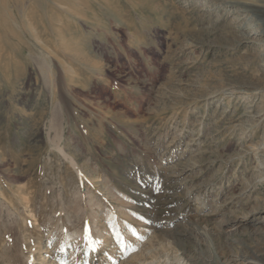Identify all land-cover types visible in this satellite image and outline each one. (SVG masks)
<instances>
[{
  "label": "rangeland",
  "instance_id": "1",
  "mask_svg": "<svg viewBox=\"0 0 264 264\" xmlns=\"http://www.w3.org/2000/svg\"><path fill=\"white\" fill-rule=\"evenodd\" d=\"M245 1L0 0V264H264Z\"/></svg>",
  "mask_w": 264,
  "mask_h": 264
},
{
  "label": "bare ground",
  "instance_id": "2",
  "mask_svg": "<svg viewBox=\"0 0 264 264\" xmlns=\"http://www.w3.org/2000/svg\"><path fill=\"white\" fill-rule=\"evenodd\" d=\"M232 1L235 2L236 0H232ZM245 4L250 7H253V11L259 14L262 24L264 25V0H247L245 1ZM261 144H262L261 146L262 149H264V142Z\"/></svg>",
  "mask_w": 264,
  "mask_h": 264
},
{
  "label": "snow or ice",
  "instance_id": "3",
  "mask_svg": "<svg viewBox=\"0 0 264 264\" xmlns=\"http://www.w3.org/2000/svg\"><path fill=\"white\" fill-rule=\"evenodd\" d=\"M89 239H91L90 237H89ZM93 243H95L94 241H92Z\"/></svg>",
  "mask_w": 264,
  "mask_h": 264
}]
</instances>
